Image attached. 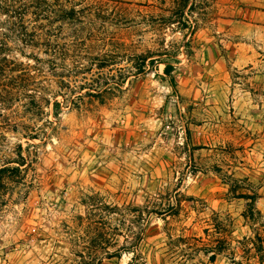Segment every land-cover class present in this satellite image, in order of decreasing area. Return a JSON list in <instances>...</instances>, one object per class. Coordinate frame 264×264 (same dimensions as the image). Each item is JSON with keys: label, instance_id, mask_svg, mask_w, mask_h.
Wrapping results in <instances>:
<instances>
[{"label": "rangeland", "instance_id": "obj_1", "mask_svg": "<svg viewBox=\"0 0 264 264\" xmlns=\"http://www.w3.org/2000/svg\"><path fill=\"white\" fill-rule=\"evenodd\" d=\"M178 2L0 10V264H264V0Z\"/></svg>", "mask_w": 264, "mask_h": 264}, {"label": "trees", "instance_id": "obj_2", "mask_svg": "<svg viewBox=\"0 0 264 264\" xmlns=\"http://www.w3.org/2000/svg\"><path fill=\"white\" fill-rule=\"evenodd\" d=\"M178 8L177 10H173L174 12L171 13V15L167 16L165 19L170 21L173 25H177L179 29L185 30V29H190L191 34L195 30V26L193 25V21L191 20L190 16L192 17L193 10L197 6V0H178ZM16 5V0H0V10H3L4 13H10L13 12L14 9L18 6ZM26 5L23 3H20V8L25 7ZM186 9L188 10L189 16H186ZM72 11H74V8H72ZM3 32H1L0 29V76L3 78L0 80V85L2 88H16V86H13L11 82H7L12 79H20L19 82L17 81V86L21 87V84L24 85H29L33 82L31 80L32 74L26 70V68H18L21 66L23 63H17L14 62L13 60L9 59V51L12 49L10 43L8 42V39L6 36L2 35ZM162 51V50H161ZM166 51V50H163ZM189 51V50H188ZM187 55H189V52H186ZM167 53H159L157 55H165ZM156 54H152L150 56H145V55H140L142 58H140V62L136 64V73H141L144 72L146 69V63L149 61V64H154L155 62H159L160 58H154ZM139 57V56H138ZM165 63V68L164 72L169 78L171 79L172 86H175V78L173 76V72L175 69V66L172 62H164ZM103 66L100 67V69ZM99 69V68H98ZM16 71L19 72V74H14ZM22 73V74H21ZM92 93V92H88ZM4 104H9V100H2ZM55 104H59V102L56 100ZM6 168H2L0 170L4 171ZM248 199H252L251 202V209L253 207V204L256 200L255 195L249 196L246 195ZM252 215V214H251ZM252 217V216H251Z\"/></svg>", "mask_w": 264, "mask_h": 264}]
</instances>
